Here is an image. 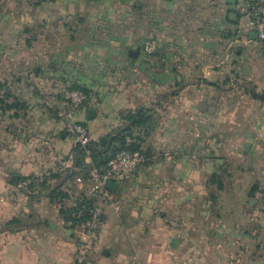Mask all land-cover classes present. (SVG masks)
<instances>
[{"label": "crops", "instance_id": "0c3cea01", "mask_svg": "<svg viewBox=\"0 0 264 264\" xmlns=\"http://www.w3.org/2000/svg\"><path fill=\"white\" fill-rule=\"evenodd\" d=\"M249 3L38 4L35 20L51 24L56 43L35 56L34 74L4 79L21 108L0 109V264L73 263L80 234L68 229L59 205L10 193L14 181L52 170L69 155L73 140L46 102H56L71 82L90 91L76 120L91 141L121 126V110L152 108L166 97L156 108L157 129L143 144L151 160L112 192L120 209H105L89 264H264V101L252 92L264 96V45L254 35ZM127 21L137 43L153 42V55L137 47L128 50L127 63L111 60L119 53L110 43L120 38L110 31ZM88 37L96 49L85 47ZM76 41L82 43L73 49ZM30 63L28 57L20 62L24 70ZM119 67L131 83L114 72ZM189 67L204 76H184L175 88L178 70ZM139 72L150 78L146 94ZM132 85L136 91L128 96ZM89 109L95 117H87ZM87 188L78 186L74 196ZM14 218L22 223L7 225Z\"/></svg>", "mask_w": 264, "mask_h": 264}, {"label": "trees", "instance_id": "16d2710c", "mask_svg": "<svg viewBox=\"0 0 264 264\" xmlns=\"http://www.w3.org/2000/svg\"><path fill=\"white\" fill-rule=\"evenodd\" d=\"M59 0H35V5L40 3H55ZM26 28L24 32H28ZM30 40H27L28 46ZM30 47V46H29ZM152 54H147L151 56ZM31 74H34L32 71ZM5 83L0 84V89L5 90V96L11 98L10 104H5L0 100V109L3 111L19 110L21 104L18 98H15L9 87H4ZM67 91L81 92L86 96V100L80 107L81 109L88 108L90 91L76 82H71L65 85L63 92L57 96L56 102H63V94ZM10 92V93H9ZM165 96L160 98V101L154 107L139 106L134 110H126L119 114L121 126L114 132L101 137L97 141H90L86 148L79 145H73L69 154L73 156L74 170L58 173L52 172L47 176L36 178L33 174L26 177H21L18 182L31 180L27 187L28 190L21 194H28L29 198L36 196H45L51 204L59 205V214L67 225L71 222L68 229L75 230V228L82 222L88 219L89 203L84 198L85 196L77 193L78 184L77 178H81L83 183L88 184V174L93 167L99 168L105 166L117 153L121 151H128L131 153H142L146 161L142 166H145L151 160L150 152L143 146L145 140L149 138L157 129L159 123V115L156 108L165 100ZM50 115L53 119L59 120L55 115L52 107L47 106ZM60 121V120H59ZM68 156V155H67ZM86 158L90 163L86 162ZM70 187H66V184ZM80 199H83L79 202ZM70 201L72 203H70ZM74 201V202H73ZM70 203V204H69ZM73 203L75 205L73 206ZM22 223L20 218H14L7 225H14L18 227Z\"/></svg>", "mask_w": 264, "mask_h": 264}, {"label": "built area", "instance_id": "2783aa9c", "mask_svg": "<svg viewBox=\"0 0 264 264\" xmlns=\"http://www.w3.org/2000/svg\"><path fill=\"white\" fill-rule=\"evenodd\" d=\"M248 14L257 34V39L264 45V0H250ZM144 49L147 54H152L155 46L152 42H146ZM0 100L5 104H10L12 101L11 98L5 96L4 89H0ZM85 100L86 96L83 93L67 91L63 94V102H46V106L52 107L55 111V115L63 124L64 132L72 138L73 144L82 148H86L91 141L87 128L76 120V113L80 110ZM145 161V156L140 152L121 151L109 160L105 166L90 169L88 188L84 194V199L90 205L88 219L75 228V231L82 235L83 239L78 244L72 264H89L87 256L98 240L105 209L107 207H111L114 210L120 209L119 203L107 188L108 183L113 182L118 185L131 180ZM86 162L90 163L88 158H86ZM73 170V156L69 154L65 158L57 160L52 170L42 169L33 175L36 178H41L52 172L65 173ZM30 183L31 180L29 179L17 182L10 190L11 195L26 192ZM76 183L80 188L83 186L81 178H77ZM81 200L83 199H80L79 202ZM74 205L75 203H73ZM71 224L69 222L67 226H71Z\"/></svg>", "mask_w": 264, "mask_h": 264}, {"label": "rangeland", "instance_id": "374dc122", "mask_svg": "<svg viewBox=\"0 0 264 264\" xmlns=\"http://www.w3.org/2000/svg\"><path fill=\"white\" fill-rule=\"evenodd\" d=\"M34 1L35 0H0V45L2 46V50L4 52L0 54V84L4 83L5 78H9L12 76L18 77V75H20L24 71L25 73L29 71V73L31 74V72L34 71L33 68L39 64V61H36L35 56L40 53V50H42L43 48L46 51H50L52 45L56 43V36H54L55 29L52 28L51 24L49 23L44 24V26H40V23L36 22L35 16L38 12V4L35 5ZM50 11L51 10H48V12ZM26 28L29 30L28 32H24ZM132 28L133 27L131 26L129 21H127V23H122V26L119 29L116 27H112V30L110 31L112 36H115L114 38L118 40L120 38V42L116 43L113 40V43H110V45L112 46V48L110 46V49L113 50L115 48L119 53V55H116V53L113 54L111 60L114 61L115 59H117L121 62L127 63L128 60L126 57L129 52L128 50H135L137 47H141V50L144 52V54L147 55L144 49L145 43L152 41L144 38L141 43H137L132 37ZM145 30L147 31L145 25L144 27L141 26V32H144V36ZM28 39L31 42L29 45L31 47H29L27 44ZM61 41L63 40L61 39ZM86 41L89 42V44H86L85 46L87 47V49H96V46L92 45V43L95 41L93 38L88 37ZM81 43L82 42L78 41L74 42L73 49H76V45L80 46ZM119 44H121L120 47ZM25 48H30L31 51L29 53H26ZM25 57H28L31 60L28 70H24L25 66H21L20 64V62ZM109 69L112 71L111 68H108V70ZM108 70L106 72H108ZM179 71H182V74L180 76L181 81L177 86H175V88L181 86V84L183 83L182 80H184L182 78H184V76L185 78L204 76V74L200 73V71L195 73L194 70L190 67L187 69L178 70V72ZM114 72L120 75V77L125 76L124 80L127 83H131L132 78L130 77L128 72H122L120 67ZM139 73V78L144 83L141 85V88H143V91L146 94V90L148 88L147 84L150 81V78H147L144 73ZM4 87L6 88L8 86L4 85ZM135 91L136 86L132 85V90L128 89L127 95L130 96ZM176 93H178V91H176ZM150 99L151 97L147 96L144 104L150 105ZM175 105H177V103ZM121 112H123V110H121L119 113ZM80 239H83L82 235H80Z\"/></svg>", "mask_w": 264, "mask_h": 264}, {"label": "water", "instance_id": "95a60500", "mask_svg": "<svg viewBox=\"0 0 264 264\" xmlns=\"http://www.w3.org/2000/svg\"><path fill=\"white\" fill-rule=\"evenodd\" d=\"M235 1H236V0H225V3H226V4H234ZM254 35H255V37H257V34H256V33H255ZM252 92H253V95H254L256 98L260 99L261 101H264V96L259 95V94H256V93L254 92V90H252ZM95 113H96V112H95L94 109H89V110L87 111V117H88V118H93V117H95ZM17 182H18V181H14L13 184H16ZM107 188H108L111 192H114L115 189L117 188V184H116V183H113V182H110V183H108Z\"/></svg>", "mask_w": 264, "mask_h": 264}]
</instances>
